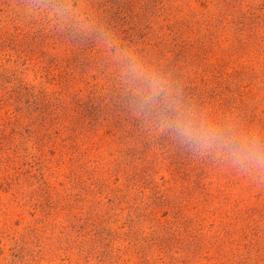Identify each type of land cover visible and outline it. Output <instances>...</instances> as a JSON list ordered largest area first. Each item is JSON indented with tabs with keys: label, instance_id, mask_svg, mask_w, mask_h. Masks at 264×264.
Here are the masks:
<instances>
[{
	"label": "rangeland",
	"instance_id": "rangeland-1",
	"mask_svg": "<svg viewBox=\"0 0 264 264\" xmlns=\"http://www.w3.org/2000/svg\"><path fill=\"white\" fill-rule=\"evenodd\" d=\"M0 264H264V0H0Z\"/></svg>",
	"mask_w": 264,
	"mask_h": 264
},
{
	"label": "trees",
	"instance_id": "trees-1",
	"mask_svg": "<svg viewBox=\"0 0 264 264\" xmlns=\"http://www.w3.org/2000/svg\"><path fill=\"white\" fill-rule=\"evenodd\" d=\"M91 109H94L93 111H95L96 110V108H94V106H91L90 107ZM104 108H105V105H104ZM106 109V108H105ZM104 113H105V111H103Z\"/></svg>",
	"mask_w": 264,
	"mask_h": 264
}]
</instances>
